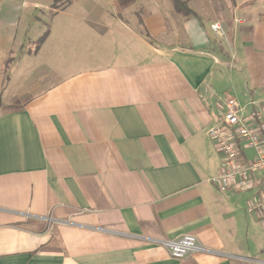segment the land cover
Segmentation results:
<instances>
[{"label":"crops","instance_id":"crops-1","mask_svg":"<svg viewBox=\"0 0 264 264\" xmlns=\"http://www.w3.org/2000/svg\"><path fill=\"white\" fill-rule=\"evenodd\" d=\"M183 1L0 0V264H264L208 135L264 101V0Z\"/></svg>","mask_w":264,"mask_h":264},{"label":"built area","instance_id":"built-area-1","mask_svg":"<svg viewBox=\"0 0 264 264\" xmlns=\"http://www.w3.org/2000/svg\"><path fill=\"white\" fill-rule=\"evenodd\" d=\"M210 27L219 35L223 34L218 23H212ZM215 105L221 119L209 128L208 135L219 154L220 165L212 182L219 189L253 191L247 211L264 216V101L246 114L244 107L231 97L219 99ZM248 148L252 150L251 156L245 154ZM162 245L174 258L203 250L191 234L164 240Z\"/></svg>","mask_w":264,"mask_h":264},{"label":"trees","instance_id":"trees-1","mask_svg":"<svg viewBox=\"0 0 264 264\" xmlns=\"http://www.w3.org/2000/svg\"><path fill=\"white\" fill-rule=\"evenodd\" d=\"M176 8L183 14L194 15L193 12L187 7L186 3L183 0H174Z\"/></svg>","mask_w":264,"mask_h":264},{"label":"rangeland","instance_id":"rangeland-1","mask_svg":"<svg viewBox=\"0 0 264 264\" xmlns=\"http://www.w3.org/2000/svg\"><path fill=\"white\" fill-rule=\"evenodd\" d=\"M47 25L49 26V25H50V23L48 22V23H47ZM249 153H252V150H251V149L249 150Z\"/></svg>","mask_w":264,"mask_h":264}]
</instances>
